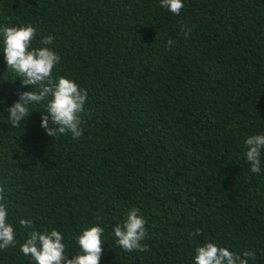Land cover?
<instances>
[{
    "label": "trees",
    "instance_id": "16d2710c",
    "mask_svg": "<svg viewBox=\"0 0 264 264\" xmlns=\"http://www.w3.org/2000/svg\"><path fill=\"white\" fill-rule=\"evenodd\" d=\"M0 23L53 36L54 75L89 93L79 139L48 137L43 105L20 129L0 120L13 222L56 228L75 252L101 217V264H192L209 241L264 264V172L242 148L264 132V0H184L179 15L159 0H0ZM16 79L0 55V111L30 90ZM133 207L147 219L146 252L112 235ZM28 231L17 225L19 244ZM0 264L33 262L16 247Z\"/></svg>",
    "mask_w": 264,
    "mask_h": 264
},
{
    "label": "clouds",
    "instance_id": "9594fccd",
    "mask_svg": "<svg viewBox=\"0 0 264 264\" xmlns=\"http://www.w3.org/2000/svg\"><path fill=\"white\" fill-rule=\"evenodd\" d=\"M160 7L179 15L184 0H159ZM38 29L32 24L8 25L0 23V55L20 81L23 90L17 91V99L0 111V120L6 119L14 128L20 129L37 106L43 105L40 127L50 138L70 134L73 139L83 135L82 116L86 111L88 90L70 77L54 75L61 63V56L52 47L53 36L37 39ZM174 41L169 39L167 46ZM15 80V81H16ZM6 101L0 100V106ZM7 113L5 118L4 113ZM243 156L252 173L264 172V132L248 135L242 142ZM8 180L0 177V251L19 248L33 264H101L104 253L105 221L97 217L95 222L80 230L75 236V248L64 232L53 228L37 230L33 220L19 218L13 222L10 214L8 194L11 191ZM17 225L28 231L22 244L17 241ZM147 219L138 208H131L122 223L112 229L118 247L125 251H148ZM199 232L191 233V236ZM254 254L242 255L231 247L217 241L198 245L194 250L192 264H249Z\"/></svg>",
    "mask_w": 264,
    "mask_h": 264
}]
</instances>
